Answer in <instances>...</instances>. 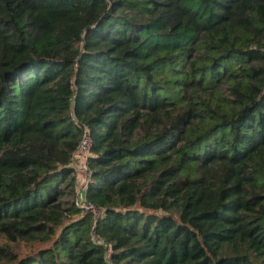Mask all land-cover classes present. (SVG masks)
Instances as JSON below:
<instances>
[{"label": "trees", "instance_id": "1", "mask_svg": "<svg viewBox=\"0 0 264 264\" xmlns=\"http://www.w3.org/2000/svg\"><path fill=\"white\" fill-rule=\"evenodd\" d=\"M0 238V264H264V0H0Z\"/></svg>", "mask_w": 264, "mask_h": 264}, {"label": "rangeland", "instance_id": "2", "mask_svg": "<svg viewBox=\"0 0 264 264\" xmlns=\"http://www.w3.org/2000/svg\"><path fill=\"white\" fill-rule=\"evenodd\" d=\"M76 157V160L75 162L73 163V167H75V175H76V178L81 186V184L83 183L85 177H86V173L85 171L82 169V163L84 162V158H82L81 155L77 154L75 155ZM84 157V156H83ZM4 243V240L2 238H0V244H3ZM42 247V245H37L35 247H33L32 245H27V246H24V245H19L16 248H14V250L16 252L19 253V255H25L27 253H31L32 251H35L37 249H40Z\"/></svg>", "mask_w": 264, "mask_h": 264}, {"label": "built area", "instance_id": "3", "mask_svg": "<svg viewBox=\"0 0 264 264\" xmlns=\"http://www.w3.org/2000/svg\"><path fill=\"white\" fill-rule=\"evenodd\" d=\"M89 148H90V139L88 138L87 135H84L83 140L81 141V143L78 147L76 155L79 154L82 156V158L86 159L88 156ZM80 206L86 213H90L94 217V221L96 220V218L100 214L97 209H95L94 207H92L91 205H89L87 203H84Z\"/></svg>", "mask_w": 264, "mask_h": 264}]
</instances>
